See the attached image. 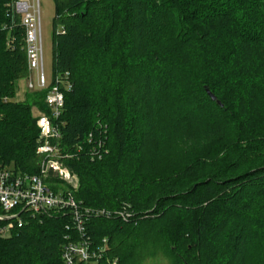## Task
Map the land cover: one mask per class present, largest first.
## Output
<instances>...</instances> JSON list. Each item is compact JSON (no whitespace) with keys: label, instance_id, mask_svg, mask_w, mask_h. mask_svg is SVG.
<instances>
[{"label":"trees","instance_id":"1","mask_svg":"<svg viewBox=\"0 0 264 264\" xmlns=\"http://www.w3.org/2000/svg\"><path fill=\"white\" fill-rule=\"evenodd\" d=\"M14 1L0 0V162L39 174L33 107L50 113L47 90L15 100L30 70ZM55 6L53 81L69 72L72 89L54 142L72 153L62 160L79 187L47 182L72 190L81 207L113 212L85 223L97 246L108 240L101 264H264V145L256 141L264 126V0ZM175 131H185L184 145L166 148L164 135ZM91 133L105 141L101 159L93 158ZM122 209L125 218L116 214ZM71 222L68 211L49 213L0 233V264H66V237L81 240ZM241 246L243 255L230 259Z\"/></svg>","mask_w":264,"mask_h":264},{"label":"built area","instance_id":"2","mask_svg":"<svg viewBox=\"0 0 264 264\" xmlns=\"http://www.w3.org/2000/svg\"><path fill=\"white\" fill-rule=\"evenodd\" d=\"M12 12L21 17L25 27L27 44L28 65L31 72L36 74V82L31 77L28 86L38 91L47 90L45 103L50 113L40 112L37 115V124L40 129V146L38 154L43 156L39 174H28L15 169L13 165L0 162V220H7V224L0 229L2 236H9L11 230L17 225L22 227L27 218H41L45 214L68 211L71 224L68 230L79 233L81 240L74 241L72 236H67L63 246V260L66 264H101L106 259L109 250L108 240L104 239L102 246H97L91 238L86 237L85 223L92 217L111 216L112 211L106 208L81 207L72 194V190H55L47 182L49 178H59L72 189L79 187L77 174L73 173L62 160L72 157V153L63 154L54 141L60 140L62 134L59 125L54 120L58 119L65 106V91L72 89L70 73L58 75L52 86L47 85L43 64L42 30L39 0H15L12 3ZM63 86V87H62ZM1 117V116H0ZM89 143H96L91 149L93 158L103 157L104 139H94V134H89ZM94 139V140H93ZM96 140V141H95ZM82 148L80 147L79 150ZM53 169L56 175L52 176ZM116 214L126 217L125 209L116 211ZM86 237V238H85ZM115 262V261H114Z\"/></svg>","mask_w":264,"mask_h":264},{"label":"rangeland","instance_id":"3","mask_svg":"<svg viewBox=\"0 0 264 264\" xmlns=\"http://www.w3.org/2000/svg\"><path fill=\"white\" fill-rule=\"evenodd\" d=\"M39 8H40V17H41L44 73H45V77L47 80V85L49 86L53 82V77H54V75H53L52 40H53V30H54L53 21H54V18L56 16L55 0H39ZM30 77H31L33 82H36L35 72H31V73L29 72V76L27 78H24L23 80L21 79L18 82L17 93L19 91V87H21V86L24 87V90L26 89V92L28 91L27 96L24 94V96H23L24 100L23 101H26V100L30 101L31 98L35 97L37 92H39L35 88H34V90L29 88L28 83H29ZM16 99H17V97L15 96V100ZM227 125H229V124H227ZM230 125H232V124H230ZM260 126L261 127L258 128V134H257L256 141L258 143H260V147H261L262 145H264V126L263 125H260ZM227 127H226V129H227ZM235 127H237V123H236ZM185 135H186L185 131H178V132L175 131L173 133H166L164 135V140H163L164 142L167 143L166 148L168 145L172 146V144L178 145V146L184 145V138H186V137H184ZM156 138H158V137L156 136ZM226 138L227 139L229 138V141H232L235 139V135L232 133V131H230ZM239 139L242 140V137L239 136ZM152 141H153L152 138H148L146 143H148V142L152 143ZM179 167L180 166H176L175 168H179ZM148 168L150 169L151 167H148ZM161 170L166 171V165L161 166ZM170 170H168L165 173H168ZM162 171H160V173L165 174ZM78 179H79V177H78ZM243 253H244V251H243L242 246H241V247H239V249L233 251V253H232L233 255L230 257V259H233L235 254H236L235 256L238 257L240 255H243ZM232 261L233 260L230 261V264H234V262H232ZM235 262H236V260H235ZM152 264H169V261L158 258L157 260L155 259V261H153ZM249 264H251V263L249 262ZM252 264H254V262Z\"/></svg>","mask_w":264,"mask_h":264},{"label":"crops","instance_id":"4","mask_svg":"<svg viewBox=\"0 0 264 264\" xmlns=\"http://www.w3.org/2000/svg\"><path fill=\"white\" fill-rule=\"evenodd\" d=\"M23 80V79H22ZM24 94L27 96L28 95V91L26 92V89L24 90V87L21 86L19 87V91L18 93L16 94V97H17V101H23L24 100ZM40 112H43L38 106H35L33 107V114L34 116L37 117V115L40 113Z\"/></svg>","mask_w":264,"mask_h":264},{"label":"water","instance_id":"5","mask_svg":"<svg viewBox=\"0 0 264 264\" xmlns=\"http://www.w3.org/2000/svg\"><path fill=\"white\" fill-rule=\"evenodd\" d=\"M207 92L212 98V100L217 101L221 106H223L222 102L217 99L216 95H214L209 89H207ZM50 173L52 176L56 175V172L53 169L50 170Z\"/></svg>","mask_w":264,"mask_h":264}]
</instances>
